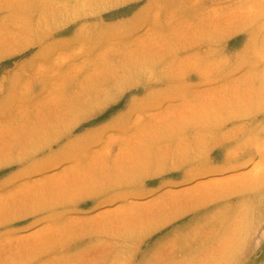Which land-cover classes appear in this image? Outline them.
I'll return each mask as SVG.
<instances>
[{"label":"rangeland","instance_id":"1","mask_svg":"<svg viewBox=\"0 0 264 264\" xmlns=\"http://www.w3.org/2000/svg\"><path fill=\"white\" fill-rule=\"evenodd\" d=\"M264 0H0V264H264Z\"/></svg>","mask_w":264,"mask_h":264},{"label":"snow or ice","instance_id":"2","mask_svg":"<svg viewBox=\"0 0 264 264\" xmlns=\"http://www.w3.org/2000/svg\"><path fill=\"white\" fill-rule=\"evenodd\" d=\"M261 243L264 244V235L261 236Z\"/></svg>","mask_w":264,"mask_h":264}]
</instances>
